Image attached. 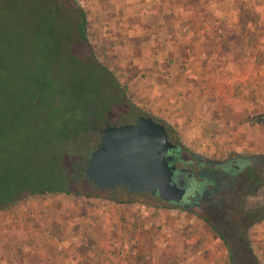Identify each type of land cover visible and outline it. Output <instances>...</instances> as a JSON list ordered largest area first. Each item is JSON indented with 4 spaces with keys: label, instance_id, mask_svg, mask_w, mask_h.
Here are the masks:
<instances>
[{
    "label": "rangeland",
    "instance_id": "rangeland-1",
    "mask_svg": "<svg viewBox=\"0 0 264 264\" xmlns=\"http://www.w3.org/2000/svg\"><path fill=\"white\" fill-rule=\"evenodd\" d=\"M54 2L0 0L3 180L8 166L18 182L55 170L79 178L104 123L150 117L184 155L246 158L261 187L229 199L216 222L89 182L71 188L80 196L23 198L0 210V264H231L230 252L264 264V219L249 217L264 206V146L246 144L264 143L254 118H264V0H71L86 12L91 52L70 41L73 10ZM74 223L83 243L58 236Z\"/></svg>",
    "mask_w": 264,
    "mask_h": 264
},
{
    "label": "water",
    "instance_id": "water-1",
    "mask_svg": "<svg viewBox=\"0 0 264 264\" xmlns=\"http://www.w3.org/2000/svg\"><path fill=\"white\" fill-rule=\"evenodd\" d=\"M175 148L165 127L150 117L107 127L88 158L85 178L100 190L122 187L132 194L147 193L180 204L186 190L173 182L176 168L167 165L172 160L167 153Z\"/></svg>",
    "mask_w": 264,
    "mask_h": 264
},
{
    "label": "flooded vegetation",
    "instance_id": "flooded-vegetation-1",
    "mask_svg": "<svg viewBox=\"0 0 264 264\" xmlns=\"http://www.w3.org/2000/svg\"><path fill=\"white\" fill-rule=\"evenodd\" d=\"M112 126L104 123V126L98 130L100 141L103 131L107 127ZM164 127L168 134V140L176 146L174 150L167 153V155L172 157V160L168 161L167 165L176 168L172 177L173 182L186 190L180 204L164 203L176 207L184 206L194 209L208 216L211 222H216L222 219L227 209L226 202L229 199L233 200L237 196H244L249 199L252 196L251 189L261 187L259 176L253 171L254 169L249 168L246 158L238 156L228 163L227 160L213 161L202 159L194 154L190 156L188 154L184 155L182 147L171 136L166 126ZM118 188L122 187L114 189ZM242 188H244L243 192L239 195V191ZM235 238L237 241H244V237L240 233H237Z\"/></svg>",
    "mask_w": 264,
    "mask_h": 264
},
{
    "label": "trees",
    "instance_id": "trees-1",
    "mask_svg": "<svg viewBox=\"0 0 264 264\" xmlns=\"http://www.w3.org/2000/svg\"><path fill=\"white\" fill-rule=\"evenodd\" d=\"M61 5L67 6L69 9H72L71 13H74L76 16L75 18H70L69 25L71 27L70 32V41L74 44H77V42L81 45H83L88 51H92L93 47L91 45V39L87 35V28H88V22L86 17V12L82 10L78 5H73L71 0H63L62 2H59V0H55L52 7L55 10L57 6ZM72 28H75V30H72ZM76 35L78 38L77 40H74L73 36ZM97 62V61H96ZM99 66L104 71L105 74V68L104 65H101L100 62H97ZM112 80V79H111ZM113 84L114 81L112 80ZM255 123L262 124L264 122V118L261 115H256L255 117ZM85 158V157H84ZM87 165V163H86ZM84 169H82V174L79 175V178H73L68 176L67 174H64V176H61L58 174V171H54L53 175L51 174H45V175H35L37 178L32 176L24 177L21 182H18L17 180V172L16 169L11 166L7 167L6 170V180H3V175H0V210L9 208L11 205L16 203L18 200L31 197V196H42V195H59V194H65L67 196H80L84 195V191H74L71 188L73 186H81L85 190V185L88 183L86 178L84 177ZM92 184V183H91ZM88 186V185H87ZM255 220H263L264 219V206H261L254 211H252L251 215L249 216ZM81 226L79 225V228ZM78 225L74 223V227L70 230L66 228H62L61 231H57L58 236L61 237L62 234L66 233V237L72 238V240H76L78 237L79 242L83 243L86 239V234L81 233L79 234ZM218 237L220 240H222L224 243L228 245L225 238L218 233ZM243 237V235H242ZM249 257V258H248ZM247 258L251 262L250 264H259L257 259L254 257V254L251 252L250 255ZM113 258V257H112ZM230 258H232L231 264H238L235 261V257L230 252ZM121 259L124 260L123 257ZM120 260L119 264H126L125 261ZM114 262H118V258L114 257Z\"/></svg>",
    "mask_w": 264,
    "mask_h": 264
},
{
    "label": "crops",
    "instance_id": "crops-1",
    "mask_svg": "<svg viewBox=\"0 0 264 264\" xmlns=\"http://www.w3.org/2000/svg\"><path fill=\"white\" fill-rule=\"evenodd\" d=\"M256 125H258V123H256ZM257 132V131H256ZM258 133H260V135L261 134H264V131L262 132L261 130H260V132L258 131ZM261 138L258 140L257 138H253V140H252V138L250 137V138H248V141L246 142V144L248 143V144H253V145H262L263 144V146H264V143H261Z\"/></svg>",
    "mask_w": 264,
    "mask_h": 264
}]
</instances>
